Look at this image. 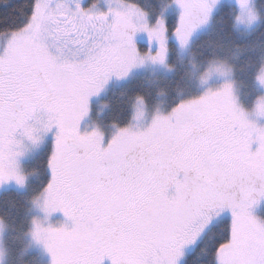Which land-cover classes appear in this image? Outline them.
I'll use <instances>...</instances> for the list:
<instances>
[{"label": "snow or ice", "instance_id": "snow-or-ice-1", "mask_svg": "<svg viewBox=\"0 0 264 264\" xmlns=\"http://www.w3.org/2000/svg\"><path fill=\"white\" fill-rule=\"evenodd\" d=\"M0 188H26L29 145L51 141L28 235L49 264H264V92L251 106L215 49L193 54V90L166 108L140 92L107 120L113 81L171 70L205 29L264 35V0H0ZM223 47V45H221ZM250 52L264 89V46ZM85 121H93L85 125ZM56 213L67 219L59 226ZM230 214V223L224 217ZM5 225L0 220V236ZM5 249L0 244V264Z\"/></svg>", "mask_w": 264, "mask_h": 264}, {"label": "trees", "instance_id": "trees-1", "mask_svg": "<svg viewBox=\"0 0 264 264\" xmlns=\"http://www.w3.org/2000/svg\"><path fill=\"white\" fill-rule=\"evenodd\" d=\"M10 25L11 17L8 10L0 7V28ZM243 44L256 45L259 51V48L264 46V35L255 32L252 35L237 37L232 43H228L220 31V26H213L197 37L191 52L192 56L195 54L197 61L201 59L202 48L206 51L215 49L219 56L228 59L236 68V79L241 89V97L247 106H251L260 91L252 81V69L248 68L247 64L248 57L253 54L240 51L238 45ZM169 63L172 65V71L167 75L138 74L128 80L127 83L111 89L106 99L104 98L110 108L104 112L103 121L111 117L115 110L118 111L120 106L129 104L130 97L135 92L147 96L150 107L158 106L161 103L166 108L175 98L197 87L190 74L188 62L180 57L178 46H173ZM49 150L50 145L45 146L40 153L26 163L25 170L32 174V183L28 185L26 191L8 189L0 194V219L8 224L10 234L14 237L19 236V245H15V250H13L15 254L21 252L23 246L21 237L28 232L31 224V200L36 190V183L43 172V161L46 159ZM260 215L264 218V205ZM223 222L224 224L230 223V218L224 217ZM201 254L199 248L193 249L188 255L187 264H197V256ZM26 257L31 258V260L35 259L34 253H29Z\"/></svg>", "mask_w": 264, "mask_h": 264}, {"label": "rangeland", "instance_id": "rangeland-1", "mask_svg": "<svg viewBox=\"0 0 264 264\" xmlns=\"http://www.w3.org/2000/svg\"><path fill=\"white\" fill-rule=\"evenodd\" d=\"M209 29L210 28L205 29L203 32H205L206 30H209ZM197 37H196V39H197ZM178 52L180 54L181 59L182 60L185 59L188 62L189 67H190V72H191V61H192V57H193L191 50L190 51H184V50H181L178 47ZM232 55H234V54H232ZM171 71H172V69L169 70L168 68L160 66V65H148L145 68H143L140 71H138L134 76H136L138 74H146V75H149V76L167 75ZM133 77H131V78H133ZM127 81H113L112 84L110 85L109 89L107 90V92L103 96H101L98 99H96L95 105H94L95 111L97 113L101 112V110L103 109V106L107 103L106 100H104V98L106 99V96H107L108 92L111 89L119 87V86L123 85L124 83H127ZM238 89H239L240 99L245 104L243 97H241V89H240L239 86H238ZM258 90L260 91V93L264 92V89L258 88ZM156 107H159V108H162V109L165 108L164 106H162L161 103L158 106H155V107H150L149 106L150 109L156 108ZM105 111L106 110H104V112ZM103 117H104V114H103V116L96 115L94 117V120L103 122ZM92 122L93 121H85V125H87L89 123H92ZM47 145L51 146V141L50 140H48L46 143H40V144H36V145H29V151H28V154H27V156L25 158V161H24L25 166H26V163L28 161L32 160ZM8 189H14V190H17V191H20V192H24V191H26L27 187L26 188H21V187L15 185V184L5 185L3 188H0V194L3 191H6ZM263 205L264 204H262L261 206H259L256 209V214L259 215L260 217H261L260 212H261V209H262ZM226 216L231 219L230 214H228ZM33 217H41V218H43V214L33 205L32 200H31V221H32ZM52 222L54 224H56L57 226H59L61 223H66L67 219L63 216L62 213H56L52 217ZM3 223L5 225V230H4L3 234H2V236H0V244H2V246L5 249V257H4V260H3L2 264H49V256H48V254L44 251V249L42 247L35 245L31 241V237L28 235V232L25 235H22V237L20 236L21 237V243L23 244V246L21 247L22 248L21 252L15 254L13 252V250H15V248H14L15 245H19V236L18 237H14L12 234H10L8 224L5 221H3ZM15 236H17V235H15ZM192 250L193 249H190L189 253ZM29 253H34L35 259L31 260V258L26 257L27 254H29ZM12 257H13V259H12Z\"/></svg>", "mask_w": 264, "mask_h": 264}]
</instances>
